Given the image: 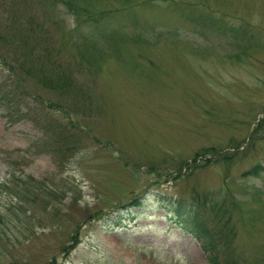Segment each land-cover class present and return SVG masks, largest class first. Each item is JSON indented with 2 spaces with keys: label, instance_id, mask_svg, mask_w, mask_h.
I'll use <instances>...</instances> for the list:
<instances>
[{
  "label": "rangeland",
  "instance_id": "rangeland-1",
  "mask_svg": "<svg viewBox=\"0 0 264 264\" xmlns=\"http://www.w3.org/2000/svg\"><path fill=\"white\" fill-rule=\"evenodd\" d=\"M4 32L0 264H210L177 208L264 264V0H0Z\"/></svg>",
  "mask_w": 264,
  "mask_h": 264
},
{
  "label": "trees",
  "instance_id": "trees-1",
  "mask_svg": "<svg viewBox=\"0 0 264 264\" xmlns=\"http://www.w3.org/2000/svg\"><path fill=\"white\" fill-rule=\"evenodd\" d=\"M105 13H107V12H101L100 15L105 16ZM12 37H13V33H10V32L9 33H7V32L0 33V42H2L5 45V47H7V48L11 47L13 45L12 43L15 44L17 42ZM22 51L25 54L24 57L26 59H28V61H30L33 65H38L40 57L35 56L36 54H34V52H32L33 51L32 48L26 49L24 47V50H22ZM40 61L42 64L44 62V59L42 58ZM31 63H30V65H31ZM41 81L46 83L44 79H41ZM48 83H50L53 87H55L53 85L52 81L48 82ZM65 84L62 83L58 86L64 87ZM256 168H257V166H254L252 169L248 170L246 173H249V174L256 173L257 172ZM135 205L139 206L140 203L139 202L135 203ZM213 206L215 208H218L217 204H215ZM175 215H176V218H175L174 222L177 225V227L183 233L190 234L192 237H194L198 241H200L202 248L204 250L208 251L207 255H208V259H209L210 264H221L219 262L220 246L223 244V243H221V239L224 238V239L228 240V238L234 234V230L232 228H228L226 230V233H223L222 230H216L215 231V229H211L198 216V214L195 211H193L192 209H186V210L181 212L177 208L175 210ZM71 238H72L71 241H74V242H72V244H75L76 243V236L73 235ZM217 238H219V239L217 240ZM220 243H221V245H220ZM229 264H231V263H229Z\"/></svg>",
  "mask_w": 264,
  "mask_h": 264
}]
</instances>
